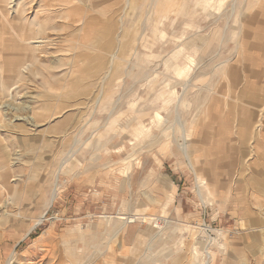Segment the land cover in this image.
<instances>
[{"label": "rangeland", "instance_id": "1", "mask_svg": "<svg viewBox=\"0 0 264 264\" xmlns=\"http://www.w3.org/2000/svg\"><path fill=\"white\" fill-rule=\"evenodd\" d=\"M0 8V264H264V0Z\"/></svg>", "mask_w": 264, "mask_h": 264}, {"label": "bare ground", "instance_id": "2", "mask_svg": "<svg viewBox=\"0 0 264 264\" xmlns=\"http://www.w3.org/2000/svg\"><path fill=\"white\" fill-rule=\"evenodd\" d=\"M5 1H7V0H0V2L2 3V4H4L5 3ZM4 2V3H3ZM1 7H3V5L1 6ZM1 9V8H0ZM1 12V11H0ZM20 15H21V13H20ZM41 33V30L40 31H38V33ZM37 35V34H36ZM39 35V34H38ZM39 38V37H38ZM37 39V38H36ZM33 41H35V39H32V40H27L26 42H25V44H24V46H23V48L26 50V51H28V52H30V50L32 49V45L34 44V43H36V42H33ZM42 41V40H41ZM38 43V42H37ZM37 47V46H36ZM19 77V76H18ZM17 77V80L19 81V78ZM1 78V77H0ZM1 83V82H0ZM16 83V82H15ZM3 89V88H2ZM5 90V89H4ZM4 90H3V92H4ZM2 91V90H1ZM3 106H5L6 107V105H3ZM15 108V107H14ZM19 120V118L17 119L16 117H15V120L14 121H18ZM23 120V119H22ZM29 120H31V121H34L35 120V118L33 117V116H31L30 118H29ZM34 124H36L35 122H34ZM183 152L184 153H186V149L183 147ZM190 167L193 169V166L190 164ZM199 185H200V187H204V188H208L209 186H210V184L208 183V180H200L199 181ZM199 187V188H200ZM51 199V198H50ZM50 204V203H49ZM17 218V215H15L14 217L12 216V218ZM18 217H20V216H18ZM33 227V226H32ZM35 227V226H34ZM30 250V249H29ZM32 250V249H31ZM31 252H33V251H31ZM29 253V252H28ZM0 255H2V251L0 252ZM30 255V254H29ZM36 255V253H33V254H31V256H35ZM41 256V255H40ZM29 258L30 257H28V258H25V256H19V257H12V258H9L7 261H6V263L5 264H27V262H29L30 260H29ZM43 258H45V256H42V257H40V259H41V261L40 262H42L43 261ZM34 259V258H33ZM39 259V258H38ZM35 261V260H34ZM37 264V263H36Z\"/></svg>", "mask_w": 264, "mask_h": 264}, {"label": "crops", "instance_id": "3", "mask_svg": "<svg viewBox=\"0 0 264 264\" xmlns=\"http://www.w3.org/2000/svg\"><path fill=\"white\" fill-rule=\"evenodd\" d=\"M209 187H210V186H209ZM215 188H216V187H215ZM258 196H259V195H258ZM258 201H260V198H259V197H257V202H258Z\"/></svg>", "mask_w": 264, "mask_h": 264}]
</instances>
